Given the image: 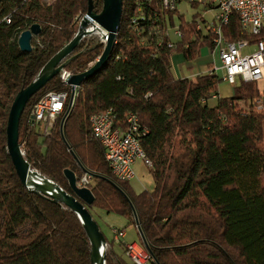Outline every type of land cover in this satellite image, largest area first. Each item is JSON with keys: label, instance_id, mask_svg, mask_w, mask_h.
Listing matches in <instances>:
<instances>
[{"label": "trees", "instance_id": "1", "mask_svg": "<svg viewBox=\"0 0 264 264\" xmlns=\"http://www.w3.org/2000/svg\"><path fill=\"white\" fill-rule=\"evenodd\" d=\"M93 1L100 13L103 0ZM88 8L89 0L0 1V264H92L91 244L78 215L28 189L6 145L17 93L74 39ZM210 9L215 7L203 5L202 12L186 20L164 0H123L114 49L101 71L80 86L64 135L72 89L62 74H81L97 62L105 48L100 35L81 41L64 71L30 99L20 122V144L30 166L72 195L64 171L91 174L88 188L95 202L87 208L94 220L99 224L96 215L115 214L128 225L139 222L153 264H264L260 83H242L222 96L219 76L202 74L192 82L173 71L176 54L194 62L203 50L212 52L215 17L208 24L204 16ZM34 24L41 32L32 51L23 52L19 36ZM175 28L180 37L171 35ZM222 32L230 43L264 39V26L260 35L248 34L237 13ZM48 92H67L68 99L44 137L32 123V110ZM108 111L116 126L125 127L127 115L134 114L146 128L141 145L153 164L151 190L137 193L109 169L90 124L93 115ZM114 245L107 239L106 264H132L125 247L118 253Z\"/></svg>", "mask_w": 264, "mask_h": 264}, {"label": "built area", "instance_id": "2", "mask_svg": "<svg viewBox=\"0 0 264 264\" xmlns=\"http://www.w3.org/2000/svg\"><path fill=\"white\" fill-rule=\"evenodd\" d=\"M42 1L51 3L53 0ZM181 1L164 0V5L169 9H175ZM185 1L213 5L216 9L215 23L211 29L215 43L211 52L213 67L208 69L207 74L217 75L233 87L242 83L264 81V39L255 43L249 40L230 43L225 40L222 32L223 25L229 22L233 13H237L243 29L248 34L260 35L264 26V0ZM7 22L10 20L7 19ZM174 35L181 36L179 28H175ZM68 76L69 74L63 72L62 77L66 85ZM198 76H192L189 80L197 82ZM67 99V92H48L34 106L32 123L40 128V133L44 137L50 134L56 118L63 113ZM257 103L259 107H263L262 100ZM114 120L111 111L95 114L90 118L91 130L104 149L105 159L112 174L121 181L132 182L137 177L136 166L139 161L147 168H153L141 145V137L147 130L134 114L127 115L125 127L116 126ZM91 181L92 175L86 173L81 176L78 186L88 187ZM113 234L116 242L125 237L123 229H113ZM124 247L125 255L132 264L153 262L152 255L142 242H129Z\"/></svg>", "mask_w": 264, "mask_h": 264}, {"label": "water", "instance_id": "3", "mask_svg": "<svg viewBox=\"0 0 264 264\" xmlns=\"http://www.w3.org/2000/svg\"><path fill=\"white\" fill-rule=\"evenodd\" d=\"M122 16L123 0H103V8L100 13L95 11L94 1L89 0L88 13L81 20L79 30L74 39L62 47L46 63L36 79L29 86L21 89L17 93L10 108L6 127L7 152L21 182L28 189L48 197L55 202L64 204L78 215L91 244L92 264H106L107 247V239L104 233L87 208V206L94 204L95 196L88 187L78 186L81 176L76 175L69 169L64 171V175L73 195L66 192L55 182L44 177L36 169H33L25 159L22 145L20 144V122L30 99L52 78L64 71L70 60L68 58L77 50L81 41L90 35H100L105 41V48L97 62L85 72L77 75H69L67 78V85L72 89V96L61 128L64 135L65 123L74 109L80 86L84 81L97 75L101 71L114 49L121 28ZM40 32L41 27L38 24H34L28 30L22 32L18 39V45L21 51L31 52L33 49L32 41ZM136 226L139 230L143 245L149 250L139 222H137Z\"/></svg>", "mask_w": 264, "mask_h": 264}, {"label": "rangeland", "instance_id": "4", "mask_svg": "<svg viewBox=\"0 0 264 264\" xmlns=\"http://www.w3.org/2000/svg\"><path fill=\"white\" fill-rule=\"evenodd\" d=\"M197 5H198V7H193L191 5V3H189L185 0H182L178 4V11L181 15H183L186 18V20H191L192 16L195 13H198L202 10L203 5L201 3H199ZM215 15H216V9H210L209 11L206 12V14L204 16L207 19L208 24L211 23V21L213 20ZM202 28H203V26H202ZM174 30H172L170 32L172 36L174 35ZM211 58H212L211 52L208 49L203 50L201 56L192 65L193 66L192 70L195 73L194 75H196V74L202 75L203 74L202 71H207L208 67L206 68V66L204 64H207L211 60ZM182 62H183L181 64L182 69L185 71V75H187L190 70L188 69L187 64L184 61H182ZM202 64L204 66L201 67ZM260 86H261L262 90H264V81L260 82ZM232 90H233L232 85L228 84L227 82H223V84L221 85L220 92H221L222 96H226V95H231ZM212 104L214 105L215 102H213ZM241 108L244 111L248 110V107H245V106H242ZM22 150H23V148H22ZM23 152H24V150H23ZM136 170H137V177L131 182V184L134 187V190L137 193H139L145 189L151 190L153 188L154 184H153L152 177L150 174V168H147L145 165H143V163L141 161H139L137 163ZM95 218L100 223V227H101L102 231L107 236L108 235L110 236L109 232H113V229H119L118 226H121V227L124 226L127 230H129L128 239H133L134 234H135V238H138L134 225H128L127 220L124 219L123 217L119 216V215H115V214L108 215V216H105L101 220L98 219V216L96 215ZM108 227H110V228L108 229ZM149 264H151V263H149Z\"/></svg>", "mask_w": 264, "mask_h": 264}, {"label": "crops", "instance_id": "5", "mask_svg": "<svg viewBox=\"0 0 264 264\" xmlns=\"http://www.w3.org/2000/svg\"><path fill=\"white\" fill-rule=\"evenodd\" d=\"M212 57V56H211ZM182 61H184L186 64H187V66H188V69L190 70L189 71V73L187 74V75H185V71L182 69ZM196 61V60H195ZM195 61L194 62H187V61H185L183 58H182V56L181 55H179V54H176V55H174L173 56V58H172V66H173V71H174V74H175V76L176 77H178V78H190V77H192V76H197V75H199V74H196V75H194L195 73H194V71L192 70L193 69V63H195ZM209 63H212V58H211V60L207 63V64H204L205 66H206V68L208 67V65H209ZM203 64L201 65V67L202 66H204ZM207 70V69H206ZM203 72V74H206L207 72H208V70L207 71H202ZM133 186V185H132ZM134 188V187H133ZM146 190H148V189H146ZM105 216H108V215H106V214H102L101 216H99L98 217V219H103ZM99 225H100V223H99ZM119 227V229H123L124 231H125V237L120 241V242H115V245H114V247H115V250L118 252V253H123V248H124V246H125V244L126 243H129V242H134V241H140L141 240V237H140V234H139V230H138V228H137V226H135L134 225V227H135V229H136V232H137V237L138 238H135V234L133 235V239H128V235H129V230H127L124 226L123 227H121V226H118ZM110 227H108V229H109ZM105 234V233H104ZM109 234H110V236L108 235H106V237H107V239H109V240H114V234H113V232H109ZM115 241V240H114ZM151 264H153V263H151Z\"/></svg>", "mask_w": 264, "mask_h": 264}]
</instances>
